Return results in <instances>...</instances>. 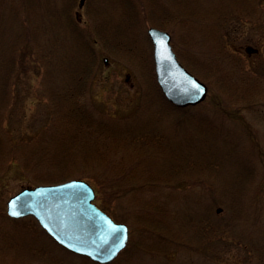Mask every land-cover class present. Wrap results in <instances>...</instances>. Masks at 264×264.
Listing matches in <instances>:
<instances>
[{
  "label": "rangeland",
  "instance_id": "374dc122",
  "mask_svg": "<svg viewBox=\"0 0 264 264\" xmlns=\"http://www.w3.org/2000/svg\"><path fill=\"white\" fill-rule=\"evenodd\" d=\"M258 1L246 2L253 6L261 4ZM153 3L154 0H84L83 3L81 0H0V57L10 52L11 44L18 38L24 43L16 52V60L11 53L8 66L0 61V78L8 77L2 87L5 95L2 99H10L11 103L1 129L9 142H20L41 131L50 119L47 90L51 82H60L61 76L58 79L54 74L52 81L47 83V69L35 60L36 55L41 59L51 46V50L55 49L53 59L58 67L59 61L68 63L80 55L76 52L89 46L93 58H85L95 65L91 74L93 81L90 80L86 87L84 98L91 100L92 106L116 116L134 113L150 100V112L145 119L152 133L156 132L152 137L157 136L162 142L166 139L168 146L174 148L169 153L165 149L160 152L173 155L174 161L178 159L182 167L192 168L183 176L174 170V178L171 175L169 178L187 179V186L178 191L189 201L223 199L226 193L231 194L229 187H233L235 193L239 186L236 180H242L248 201L245 204L248 219L243 230H239L242 228L239 224L236 228L238 235L248 237L246 243L250 245L254 233L263 227L252 224L253 214L259 215L257 222L264 224V8L248 17L240 14L232 18L227 16L221 24L219 21L227 43L235 51L228 57H217L208 49L205 53L208 56L203 55V38L208 39L207 24L213 28L221 20L217 6H225L227 0L225 4H221L223 0H192V4L190 0H182L184 19L163 14ZM187 9L195 17L193 20L188 18ZM150 26L172 33L174 50L185 66L210 86L204 100L178 107L161 97L163 91L153 76L155 62L153 42L148 35ZM28 35L37 42L33 48L35 56L25 52ZM190 35L195 39L193 42L189 41ZM16 61L18 68L12 74ZM244 69H253L263 76L262 81L254 80L261 87L260 94H247L253 103L252 109L243 107L238 115L229 118L224 114L227 101L233 100L235 105L246 102L235 98L244 89H234L223 78L227 70L243 78L240 71ZM245 82L250 84L251 81ZM153 101L163 106L162 114L152 113ZM162 102L167 104L168 111ZM203 102L202 110H192V105ZM1 163L4 170L8 161ZM0 184V264H101L59 244L34 216L13 218L8 215L6 200L27 185L18 168L7 172ZM164 187L167 192L175 190L166 182ZM182 200L184 197L177 210L179 218H182L180 213H190V207L183 210ZM224 202V199L223 203L216 200L211 206L217 219L227 215ZM131 210L124 205L115 208L117 220L128 224L130 221L132 242L109 264H254L248 260L244 243L232 234L212 237L209 241L202 236V230L210 234L221 232L219 225L185 223L179 225L181 237H178L176 229L169 230L166 224L154 225L145 222L143 217L132 219ZM127 212L125 220L122 216ZM153 229L157 234L170 237L171 241L154 235Z\"/></svg>",
  "mask_w": 264,
  "mask_h": 264
},
{
  "label": "trees",
  "instance_id": "16d2710c",
  "mask_svg": "<svg viewBox=\"0 0 264 264\" xmlns=\"http://www.w3.org/2000/svg\"><path fill=\"white\" fill-rule=\"evenodd\" d=\"M187 1L189 2V0ZM190 1L192 4V0ZM225 1L223 0L221 4H225ZM227 1L228 3L225 6H217L221 20H218L213 28L210 27V23L207 24L206 29L210 31L206 33L208 39L203 38L204 56H208L205 54L206 49L213 52L212 54L217 57L219 55L228 57L234 54L232 52L235 50L230 48L229 42L227 43L225 32H222L218 26L219 21L221 24L227 16L232 18L240 14H243L241 17H248L251 13L264 8L262 5L264 0H259L257 3L261 4L253 6L249 5L246 2L247 0ZM154 3L153 7L156 6L163 14H174L173 16L184 19L185 13L182 7L184 3L182 4V0H154ZM187 11L189 12L188 18L193 20L195 17L188 9ZM18 39L11 44L10 52L0 57L2 64L8 66L11 53L14 60H16V52H19L24 45L23 40ZM27 39L26 45L28 47L25 52L33 53V48L35 45L37 46V42H34L30 35ZM189 39L192 42L195 40L191 35ZM220 39H223V41ZM226 45L227 49L225 48ZM47 50L49 52L46 51L47 53L41 55V59L33 53L35 60L47 69L45 72L47 83L52 81L54 74L55 77L60 75L61 81L51 82L50 85L52 86L47 90L51 109V116L47 125L41 131L23 141L11 140L9 142L1 129L6 116V109L11 103L10 99H2L5 97L2 94L4 81L8 77L6 76L5 79L0 78V169L3 167L1 162L8 161L6 168L2 169V173H0V179L7 172H13L15 168L20 170V176L26 181L27 185L58 182L72 177L84 178L94 184L99 205L113 216H115L116 206L124 205L132 209L129 211L132 219H134L133 217H137V219L143 217L145 222H153L154 225H158V223L166 224L169 230L176 229L175 236L178 237H181V235H178L181 230L179 225L185 223H190V225L192 223L219 225L222 229L221 232L213 231V234H210L208 231L202 230V236L209 241L212 237L232 234V237L239 238L244 243L249 261H253L254 264H264V224L257 222L259 215L253 214L252 224L263 225V227H259L258 232L254 233L250 245L246 243L248 237L237 234L236 225L242 226L239 230H243L248 219L245 205L248 201H246V192L242 180H236L239 186L236 187L235 193H233V187L232 189L229 187L231 194L226 193V197H223L227 215L221 219H217L211 206L216 200L223 203L222 197L217 199L214 197L209 201L201 198L202 202L200 200H196V202L189 201L184 193L178 191L188 184L185 181L187 179L181 177V179L173 180L174 176L172 175H174L175 170L183 176L187 174V170H192V168L189 165L182 167L178 159L174 161L173 155H163L160 152V149H165L169 153L174 148L168 146L166 139L162 142L161 139L156 138L157 136L152 137V134L156 132L152 133V128L148 127L145 119L150 112V100L134 113L124 116L120 114H118L119 116H116L117 114L110 115L107 110L92 106L91 100L88 101L84 98V91L89 86L90 80H92L91 74L94 72L95 65L85 58L88 56L89 59L93 58L91 48L87 46L85 47L87 52L85 50L76 52L80 55L74 56L70 59L71 61L68 59V63L59 61L58 67L53 59V57L55 58V49L52 48V52L51 46H49ZM248 52L250 53L251 50H248ZM17 61L14 62L12 74L18 68ZM240 72L243 78H239L236 74L234 76L229 70L226 71L224 75L226 77L223 78L234 89H244V91L241 90L242 92L237 93L235 98L246 102L245 105H235L236 103L233 100L227 101L228 107L224 108V114L229 118L238 115L243 107L248 110L252 109L253 103L250 102L251 99L247 94L249 96L260 94L261 87L259 88L254 80L262 81L263 76L257 74V72L255 73L253 69H244ZM153 76L158 85L154 66ZM245 80H250V84H247ZM160 93L162 94L161 97L165 98L163 93ZM204 103L196 106L192 105L191 108L196 111L202 110ZM164 107L165 111H168L167 104H164ZM163 109V106L158 102H152V113H155V115L162 114ZM170 175L172 176L171 179H169ZM164 182L170 184L175 190L167 192ZM1 187L0 184V189ZM182 197H184V200H182L181 205L183 204V207H185L183 210L186 211L185 209L190 207L189 214H179L183 219L179 218L177 213ZM195 204H199L202 210H195L199 208ZM183 207L181 206V208ZM0 210L2 209L0 208ZM127 214L128 212L124 213L122 217L125 219ZM143 218L141 220L144 221ZM211 220H215L217 223H212L214 221ZM153 232L154 235H159L164 240L171 241L170 237L164 236L165 234H157L155 229H153ZM131 239L132 231L130 242H132Z\"/></svg>",
  "mask_w": 264,
  "mask_h": 264
},
{
  "label": "water",
  "instance_id": "95a60500",
  "mask_svg": "<svg viewBox=\"0 0 264 264\" xmlns=\"http://www.w3.org/2000/svg\"><path fill=\"white\" fill-rule=\"evenodd\" d=\"M148 35L153 42L157 81L165 97L178 107L204 100L209 85L180 60L171 33L150 26ZM95 199L92 183L70 178L22 187L8 198L7 212L12 217L34 215L67 249L109 263L128 244L130 229L127 223L115 220Z\"/></svg>",
  "mask_w": 264,
  "mask_h": 264
},
{
  "label": "snow or ice",
  "instance_id": "6c2138e0",
  "mask_svg": "<svg viewBox=\"0 0 264 264\" xmlns=\"http://www.w3.org/2000/svg\"><path fill=\"white\" fill-rule=\"evenodd\" d=\"M17 213H13V215H16Z\"/></svg>",
  "mask_w": 264,
  "mask_h": 264
}]
</instances>
